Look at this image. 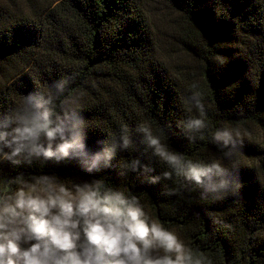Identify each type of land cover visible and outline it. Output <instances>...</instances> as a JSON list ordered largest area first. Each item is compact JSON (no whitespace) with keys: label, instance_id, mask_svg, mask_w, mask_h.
<instances>
[{"label":"trees","instance_id":"1","mask_svg":"<svg viewBox=\"0 0 264 264\" xmlns=\"http://www.w3.org/2000/svg\"><path fill=\"white\" fill-rule=\"evenodd\" d=\"M156 1L176 16L181 56L158 52L143 0H0V132L14 111L51 98L43 107L83 122L86 154L0 157V181H102L138 197L148 222L186 240L203 264H264V0ZM195 119L204 126L189 127ZM142 126L185 165L221 162L227 171L211 180L227 186L209 191L178 175ZM225 129L227 144L215 138Z\"/></svg>","mask_w":264,"mask_h":264},{"label":"clouds","instance_id":"2","mask_svg":"<svg viewBox=\"0 0 264 264\" xmlns=\"http://www.w3.org/2000/svg\"><path fill=\"white\" fill-rule=\"evenodd\" d=\"M50 103L51 98L43 100V105ZM43 105H35V111L29 107L14 111L5 124L7 130L0 132V157L20 163L14 158L25 154V161L32 164L41 157L44 161L59 162L68 158L70 152L86 155L81 135L83 122L66 124L67 112L62 119L54 108ZM41 107L43 111L39 110ZM192 126L200 128L204 124L195 119L189 124ZM141 131L154 154L178 175L209 191L227 186V181L211 180L212 173L222 175L227 171L221 162L204 164L189 160L185 165L180 154L169 151L159 136L152 135L150 127L142 126ZM235 137H240L239 131ZM215 138H223L227 144L233 140V131L217 132ZM123 143L128 145L127 136ZM115 150L113 144L105 150V157L110 159ZM99 159L100 154H97L89 171L96 167ZM164 176L170 179L172 173L165 172ZM0 183H3L0 264H203L163 223L148 222L138 197H126L122 192L105 188L102 181L69 188L44 175L34 182L17 176ZM13 183L18 185L14 191ZM157 249H162L164 255L153 256L152 252ZM169 254H174V258Z\"/></svg>","mask_w":264,"mask_h":264},{"label":"rangeland","instance_id":"3","mask_svg":"<svg viewBox=\"0 0 264 264\" xmlns=\"http://www.w3.org/2000/svg\"><path fill=\"white\" fill-rule=\"evenodd\" d=\"M144 1V8L147 13V16L149 18V21L151 22L152 29L155 34V38L157 40L158 45V52L164 56L167 57L169 55L172 56H181L182 54H178L179 52V46L175 40L174 37V31H175V24L174 20L176 18L175 14L169 11L163 4L157 2L156 0H143ZM255 135H261L256 134ZM56 183V182H54ZM59 184V183H57ZM66 186L71 188L75 184L82 185L83 183H64ZM185 246H188V243L184 239H180ZM153 256L156 255H164V252L162 249H157L152 252ZM172 255L174 258V254Z\"/></svg>","mask_w":264,"mask_h":264}]
</instances>
